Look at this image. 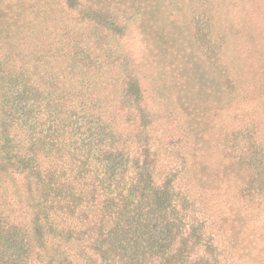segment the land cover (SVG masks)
Here are the masks:
<instances>
[{
	"label": "trees",
	"instance_id": "obj_1",
	"mask_svg": "<svg viewBox=\"0 0 264 264\" xmlns=\"http://www.w3.org/2000/svg\"><path fill=\"white\" fill-rule=\"evenodd\" d=\"M60 61L0 49V175L27 187L0 186V264H264L261 139L239 130L218 168L201 129L156 136L137 76L116 107Z\"/></svg>",
	"mask_w": 264,
	"mask_h": 264
},
{
	"label": "rangeland",
	"instance_id": "obj_2",
	"mask_svg": "<svg viewBox=\"0 0 264 264\" xmlns=\"http://www.w3.org/2000/svg\"><path fill=\"white\" fill-rule=\"evenodd\" d=\"M12 44L58 45L64 77L97 84L116 107L134 74L156 136L201 129L218 168L239 130L264 142V0H0V49ZM1 185L25 201L23 177Z\"/></svg>",
	"mask_w": 264,
	"mask_h": 264
}]
</instances>
